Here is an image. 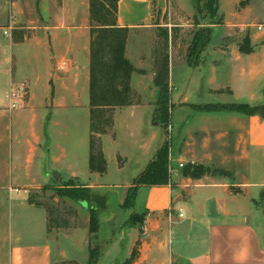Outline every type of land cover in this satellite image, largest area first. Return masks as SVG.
I'll list each match as a JSON object with an SVG mask.
<instances>
[{
    "label": "crops",
    "instance_id": "obj_1",
    "mask_svg": "<svg viewBox=\"0 0 264 264\" xmlns=\"http://www.w3.org/2000/svg\"><path fill=\"white\" fill-rule=\"evenodd\" d=\"M224 1L231 12L224 14L218 4L222 23L211 27H224L226 32L218 45L210 48L208 44L197 67L179 62V73L175 72L169 51L171 172L166 185L137 188L135 201L143 192L144 203L139 214L132 213L143 216L144 226L133 264H264V119L195 109L206 104L264 105V0ZM171 4L184 11L180 0H120L117 24L130 32L170 29L162 22L169 16ZM242 47L251 51L244 53ZM128 49L127 41L125 55L142 71L139 57L135 59ZM138 75L145 77L144 72ZM178 75L184 79L180 90L174 87ZM135 81L137 73L131 78V88L141 97L133 88ZM21 86L28 87V103L38 104L42 112L49 111L46 107L51 102V118L52 112L77 107L68 102L88 94V0H0V264H87L88 218L75 228L48 233L46 211L29 203L28 192L35 180L29 163L37 146L24 142L22 119L34 112L17 108L13 89ZM192 88H198L197 96L206 92L219 99L191 103ZM156 100L155 94L150 109L153 118ZM144 106L142 101L124 108ZM124 108L115 109L113 127L101 136V143L105 136H115L116 117ZM162 141L154 132L139 142L140 155L132 166L135 175L124 173L116 164L118 173L127 176L122 179L125 183L113 186L122 190L118 206ZM102 150L106 161L103 145ZM59 161L53 157L51 163L56 166ZM186 165H201L212 173L198 180L186 178ZM89 173L86 184L78 183L71 174L67 178L57 171L54 174L60 178L59 184L72 182L101 195L106 186L99 180L106 172ZM39 176L44 182L50 179L49 175L44 180L40 170ZM131 230L121 226L106 249L120 246L129 235L130 256L138 241Z\"/></svg>",
    "mask_w": 264,
    "mask_h": 264
},
{
    "label": "rangeland",
    "instance_id": "obj_2",
    "mask_svg": "<svg viewBox=\"0 0 264 264\" xmlns=\"http://www.w3.org/2000/svg\"><path fill=\"white\" fill-rule=\"evenodd\" d=\"M180 1L182 2L181 5L185 12L171 4L169 16L167 17V23L170 28L174 25L178 26L174 45L169 48L173 70L175 72L177 71V73H179V62H184L185 60L186 49L192 38V33L198 29L193 26V18L196 17L202 26L209 23L203 13L202 6L201 12L196 14L192 0ZM203 1L204 0H201V5ZM219 5L224 14L228 15L231 12L228 2L223 0ZM162 23H164V21ZM157 30L158 29L152 27L149 31H131L128 36V53L135 59L139 57L142 72L145 73V77L137 74V81L132 83V85H134L133 88L141 94V99L145 106L143 108L121 109L116 117L115 128L113 130L115 136H105L103 138L102 145L106 156L107 171L102 179L99 180V183L105 185L106 188H104V190H100L99 193L106 196L107 203L106 209L99 214V220L101 221L102 219V221H104L108 217L109 219L106 223L100 222L99 235L101 233L100 236L103 238L107 229L111 231L112 235L110 240L106 241L104 244H101L99 239V243L103 251L98 264H123V262L129 257V247L131 241V237L129 235L126 239H123L121 243L122 246L119 244L120 246L106 249L108 244L114 239L121 226L132 228V234L138 239V241L134 243L133 248L137 245L138 250L140 244L139 240L141 238L143 239L142 227L144 226V221L142 224H139L136 218L137 216L132 213V211L137 214L140 213L141 207L144 203L143 192L139 194L137 200L135 201L134 209L130 212V210H126L121 208V206H118L122 190L114 188L113 186L117 183L121 185L125 183V180L122 179L127 177L126 174H136V170L132 166H134L137 157L140 155L138 147L141 140H147V138L151 137L155 132L157 139L159 141L163 140L161 145L165 142H170L166 131L159 126L153 125L154 118L152 111H150L151 106L153 105L151 102H153L155 94L156 97H158L159 92L155 85L157 70L153 66V60L151 61V53L153 52L154 44L157 38ZM29 32V37H31L32 32ZM211 32L212 35L209 43L210 48L220 43L226 32V28L220 26L214 27L211 29ZM202 72L204 73V71ZM183 80L184 79L181 75H178L177 80H174V87L176 90H180ZM204 80V77H202V85L204 84ZM20 88L22 89V95L17 99V108H32L34 112V116L27 114L22 119V122L26 125L24 129V142L30 143L34 147L37 146V149L33 154V159L29 163V166L33 169L32 174L35 178L33 183L34 187L30 188L28 193L29 196H36V200L38 202L52 204L53 201L57 204L58 198L55 197L52 199L55 194L54 191L57 189L56 185L59 184L52 178V174H54L55 171L59 172L66 178L69 177L70 174L74 175L76 181L80 184H86L89 182L88 94H85L83 98H80L76 102H68L70 105L75 103L77 107H70L65 110L52 112L53 115L51 118V102H49L46 107L49 111L42 112L38 104L33 105L28 103V87L21 86ZM170 91L171 89H169V115L172 111ZM197 91L198 88L196 91L195 88H192L189 91L191 103H216L219 99L216 95H209L206 92L201 96H197ZM174 95L175 91L172 93L173 97ZM179 116V113H177L176 117L178 118ZM50 119L52 120V123H49ZM169 125L170 121L167 124V128ZM46 149L48 151L47 154L45 157L41 158V156L45 154ZM118 154H120L121 158L117 157ZM53 157H59L60 161L56 166H53L51 163ZM116 164L121 165V167L125 169V175H120L118 173ZM41 168H44L50 175L49 181L44 182L40 178L39 170L41 172ZM128 190L129 188L126 189L125 194L128 193ZM66 204L67 206L70 204L76 206L74 208L79 216L78 222H84V219L89 217L87 208H84L83 205L80 206L79 204H74L70 201H66ZM89 237L91 236L89 235ZM91 242L94 244V239H91Z\"/></svg>",
    "mask_w": 264,
    "mask_h": 264
},
{
    "label": "trees",
    "instance_id": "obj_3",
    "mask_svg": "<svg viewBox=\"0 0 264 264\" xmlns=\"http://www.w3.org/2000/svg\"><path fill=\"white\" fill-rule=\"evenodd\" d=\"M120 0H88L89 7V136H88V168L91 173L104 174L106 161L104 158L101 136L112 129L114 111L141 105V97L131 88L133 74H142L134 68L125 55L126 44L130 33L129 28L117 24V5ZM196 14L203 13L208 24L202 26L199 20L193 18V26L198 29L192 33V38L186 49L184 63L190 68L200 64L201 54L205 51L211 38V26L220 25L222 19L218 17L219 0H192ZM177 9V8H176ZM164 25H168L164 16ZM156 41L152 56L153 66L157 70L155 85L158 88L154 123L163 130L167 129L170 121L169 103V48L174 45L178 26L172 28H157ZM245 44V43H244ZM240 51L249 53L248 48ZM200 112L225 111L258 116L264 119V105L250 106L237 104H206L196 106ZM169 143L165 142L155 152L153 160L143 173L137 176L124 198L121 208L132 210L139 186H161L168 184L169 179ZM211 170L201 165H186L183 176L198 180L211 174ZM54 191L58 198L57 204H44L36 200V196H29V203L43 208L48 216V233L52 229H69L78 226V214L72 207L67 206L65 200L75 204L86 205L88 211V233L90 237L89 260L87 264H98L102 256L99 243L100 216L106 209V197L93 192L89 188L76 186L72 182L56 185ZM59 203V204H58ZM136 215V214H135ZM139 224L143 223V216H138ZM72 220V221H71ZM91 239H94L92 244ZM138 258L137 245L123 264H133Z\"/></svg>",
    "mask_w": 264,
    "mask_h": 264
},
{
    "label": "water",
    "instance_id": "obj_4",
    "mask_svg": "<svg viewBox=\"0 0 264 264\" xmlns=\"http://www.w3.org/2000/svg\"><path fill=\"white\" fill-rule=\"evenodd\" d=\"M154 126H157L155 123H153ZM41 175L43 177L44 180H48L49 178V174L45 171L44 168H41ZM52 178L55 180V181H59L61 182L60 178L58 177V175L56 174H52ZM84 208H86V205H83ZM101 223L102 222H106L105 220L104 221H100ZM101 235V233H100ZM99 235V239H100V243L101 244H104L109 238H110V232L109 231H106L105 234H104V237L102 238L101 236ZM101 237V238H100Z\"/></svg>",
    "mask_w": 264,
    "mask_h": 264
},
{
    "label": "built area",
    "instance_id": "obj_5",
    "mask_svg": "<svg viewBox=\"0 0 264 264\" xmlns=\"http://www.w3.org/2000/svg\"><path fill=\"white\" fill-rule=\"evenodd\" d=\"M262 28L261 27H258V30H261ZM4 34H6V32H4ZM13 96L14 97H17V98H19V97H21V95H22V89L20 88V87H16V88H14L13 89ZM168 130H166L167 131V137H168V140H170V125L168 126V128H167ZM180 167H182V165H180ZM168 172L170 173L171 172V169H170V167H169V169H168Z\"/></svg>",
    "mask_w": 264,
    "mask_h": 264
}]
</instances>
